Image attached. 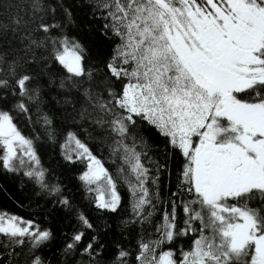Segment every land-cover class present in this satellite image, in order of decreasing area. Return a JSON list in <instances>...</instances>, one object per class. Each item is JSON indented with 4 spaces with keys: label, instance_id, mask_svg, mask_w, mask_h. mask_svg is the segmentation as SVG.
<instances>
[{
    "label": "snow or ice",
    "instance_id": "6c2138e0",
    "mask_svg": "<svg viewBox=\"0 0 264 264\" xmlns=\"http://www.w3.org/2000/svg\"><path fill=\"white\" fill-rule=\"evenodd\" d=\"M0 176V264H264V0H0Z\"/></svg>",
    "mask_w": 264,
    "mask_h": 264
},
{
    "label": "trees",
    "instance_id": "16d2710c",
    "mask_svg": "<svg viewBox=\"0 0 264 264\" xmlns=\"http://www.w3.org/2000/svg\"><path fill=\"white\" fill-rule=\"evenodd\" d=\"M77 23H80V18H78ZM97 155H100V153L97 152ZM59 159L58 150L53 151L49 149L48 156L45 157V165L56 170V176L53 178H58L59 182L65 186V194L73 198L77 206L80 207V209L95 223V214L87 201L83 199V192L79 187V182L75 179V170L68 169L62 165H57ZM0 185H3V187H0V209H5L23 216L24 218H31V210L34 208V205H31L28 208L18 206L21 204V201L23 202V205H28L29 201L25 199L21 190L16 186V182L6 180L4 177L0 176ZM24 191L27 192L28 189L25 188ZM9 197H11V199H9ZM13 201L16 203H13ZM110 222H112L115 227V221ZM70 223H74V220H65L63 212L56 213L52 218L54 230L60 225H63L64 229L71 231Z\"/></svg>",
    "mask_w": 264,
    "mask_h": 264
}]
</instances>
